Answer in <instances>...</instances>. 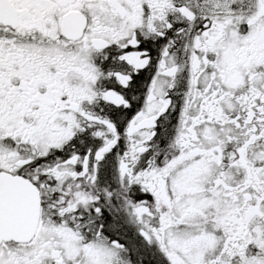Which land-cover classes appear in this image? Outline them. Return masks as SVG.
Listing matches in <instances>:
<instances>
[{
  "label": "snow or ice",
  "instance_id": "obj_1",
  "mask_svg": "<svg viewBox=\"0 0 264 264\" xmlns=\"http://www.w3.org/2000/svg\"><path fill=\"white\" fill-rule=\"evenodd\" d=\"M0 264H264V0H0Z\"/></svg>",
  "mask_w": 264,
  "mask_h": 264
}]
</instances>
